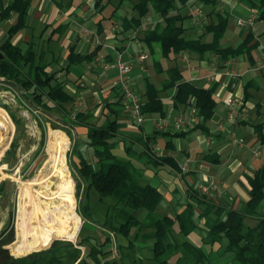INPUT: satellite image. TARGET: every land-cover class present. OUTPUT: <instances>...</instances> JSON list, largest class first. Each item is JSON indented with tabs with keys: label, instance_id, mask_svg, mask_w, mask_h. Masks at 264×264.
<instances>
[{
	"label": "trees",
	"instance_id": "1",
	"mask_svg": "<svg viewBox=\"0 0 264 264\" xmlns=\"http://www.w3.org/2000/svg\"><path fill=\"white\" fill-rule=\"evenodd\" d=\"M241 2L254 14V24L261 23L264 25V0H241ZM30 5L31 0H7V2L0 0V19H5L11 12L17 14L15 24L7 29V37L0 45V78L22 91L24 98L30 99L36 109L41 110L44 115L55 117L52 113L54 110H58L60 117H55V119L62 124L63 130L69 135L77 127L85 129L86 140L84 146L85 149L92 151V162H89L83 154L85 149L82 148L83 145L80 141L74 144L72 153L67 154L69 165L79 186L85 187V198L83 204L79 206V211L83 218L92 222V214L88 203L90 190H93L101 201L107 203L108 209L104 223L97 228L101 233H104V238H101L100 242L96 241V238L91 234L78 239L76 243L78 248H75L72 244H65L67 243L65 240L51 241L47 244L46 242H40V248L32 247L25 253L48 250L54 246L56 248L38 254L33 253L19 259L8 256L0 264H116L106 259L110 250H105L104 247L112 242L114 236L129 239L131 234H134L135 239L133 242H129L128 247L132 248L138 240H141L144 244L152 242L150 249L153 260L157 261L158 264H166L167 258L173 255L179 246L184 249L186 256L194 260L195 264H204L205 262L211 264V255L206 254L202 249L191 245L187 241H183L181 244L169 241L172 238L175 239V236L186 238L189 234L199 231L195 218L196 208L200 209L198 218L204 221L202 241L205 244L214 245L225 242L226 247L223 248L222 253L232 255L231 264H264V216L260 213L261 203L264 200V167L256 171L249 181L251 187L249 199L242 211L219 206L211 198L205 197L206 195L204 196L197 190L191 192L186 190L190 201L181 212L176 213L173 217L157 215L156 210L163 197L155 187L143 183L142 171L144 168L138 167L132 156L139 153L136 151V146H139L142 151L137 155L145 156L147 159L145 166L154 168L166 165L177 172L176 162L170 157L157 156L148 144V140H146L148 138L145 139L140 136L117 139L120 136L118 130L122 125L110 118L104 121L97 119L94 122L93 114L90 112L93 109L75 112L72 117L71 108L66 109L65 107L70 104L72 107L74 96L65 90V84L58 82L54 73L49 74L45 71L46 65L40 60L41 55L35 52L31 46L22 49L13 44L14 37L26 27ZM149 5L155 13L163 17V23L152 30L144 32L142 40L149 47L152 43H156L160 50L161 59H169L172 55L187 52L196 53L199 57L206 53H214L219 55L220 60L223 62L240 56L245 57L250 65L255 62L253 53L258 48L259 43L255 41L251 28L237 46L223 48L220 46V41L224 37L229 14L217 13V22L204 27L206 32L212 35L210 43H204L200 38H187L183 34L182 26L178 24L182 17L178 14L169 15L171 10H175V0H137L134 7L137 11V17L130 20L124 19L123 30L140 27L141 19L149 12ZM95 56L96 52L78 54L71 50L67 56L68 66L90 63L95 59ZM159 61L154 64L158 73L162 72ZM164 72L167 77L158 87L150 82H145L144 95L146 101L141 106L142 113L156 114L160 118H165L166 112L160 94L174 91L171 97L174 107L185 109L193 104L197 110L196 118L198 119L193 127L175 134V137L199 128L207 130L205 123L213 117L216 106L214 98L215 85L205 88L195 82L185 80L176 67L168 68ZM116 106H119L121 110L124 109L121 100L117 102ZM97 107H99V104ZM103 109H109L110 112L114 111L107 103L103 105ZM117 112L119 113L118 110H116ZM98 116H103L102 109ZM0 120L11 124L3 110L0 111ZM15 123L18 126L17 121ZM261 128V125L256 126L255 132L261 139V143H263L264 137ZM120 141L130 142L129 146H123L124 158H120L113 153ZM66 145V139L63 137L51 136L47 155L54 159V162L46 161L47 169L53 168L54 163L56 166L60 165L59 163L66 165ZM17 147L14 139L7 153L14 156ZM46 172H41L42 178L47 177ZM62 186L63 184L55 186L57 193L51 223L58 213L63 215L64 218L66 213L78 218L75 214L74 182L69 174L66 176L63 194L60 195ZM3 187L4 182L0 184V192ZM70 193L72 195H69ZM62 205H69L72 212L65 210ZM245 218L254 219L256 221L255 225L247 226L244 223ZM47 227L49 232L56 238H65L56 232L51 224ZM175 228H177L176 234L174 233ZM16 236L18 242V234ZM117 247L120 264H125L121 245L118 244ZM69 248L73 250L71 254L64 253V255L59 256L55 254L56 256H51L47 262L46 258L43 257L52 253L63 254L64 250ZM82 248L84 249L83 254ZM1 254H3L2 250H0ZM66 256L70 260L68 263L61 260ZM178 260L181 261L180 257ZM137 263L143 264V260L140 259ZM137 263L133 262L132 264Z\"/></svg>",
	"mask_w": 264,
	"mask_h": 264
},
{
	"label": "crops",
	"instance_id": "2",
	"mask_svg": "<svg viewBox=\"0 0 264 264\" xmlns=\"http://www.w3.org/2000/svg\"><path fill=\"white\" fill-rule=\"evenodd\" d=\"M175 3V10L169 15L181 14L182 19L178 24L182 26L184 35L187 38H200L204 43L212 41V35L206 32L204 27L217 22V13L229 14L231 10H238L244 18L254 15L241 0H227L225 4H219L218 0H175ZM204 4L207 8L209 7L208 10H203ZM135 6L136 0H31L26 27L14 37L13 44L22 49L31 46L41 55L40 60L46 65L45 71L49 74L54 73L57 81L63 82L65 90L74 96L73 107L71 105L65 107L66 109L71 108V114L93 109L90 112L95 122L99 119L98 114L102 109L103 116H100L102 121L110 118L125 127V132L120 133L118 137L148 138L146 140L157 156L170 157L176 162L177 172L166 165L151 168L142 164L145 167L142 171L143 183L155 187L163 197L156 210L157 215L173 217L181 212L190 201L186 190L188 192L198 191V185L207 181L214 182L218 187V192L204 195L205 197L211 198L219 206L242 211L249 199L251 189L249 181L256 171L264 167V152L257 157L253 154L255 148L262 142L255 132L256 126H262L264 137V110L262 114L260 108L261 102H264V67L258 65L263 59L261 55L264 51L262 43L264 42V25L256 23L251 28L255 41L259 45L262 44V51L253 53L255 62L252 65L243 56L230 58L223 62L219 55L214 53H206L199 57L196 53L184 52L172 55L169 59H161L158 45L152 43L149 47L142 40L144 32L163 23V17L155 13L150 5L148 14L141 19L140 27L123 30L124 19L130 20L137 17ZM192 10L200 14L192 17V23H185L191 16ZM16 20L17 14L14 12H11L5 19H0V23L4 22L0 27V45L7 37L8 27L5 25L11 26ZM237 27L240 28L238 39L235 36L232 38H235L233 39L235 42H241L250 28ZM244 29L246 32H243ZM229 42V36L226 38L224 33L220 41L221 47H235L240 43L227 46ZM71 50L78 54L96 52V56L90 63L68 66L67 56ZM118 52L125 61L134 63L130 79L132 88L142 104L146 101L145 82L158 87L167 77L164 70L176 67L185 80L195 82L205 88L214 84L216 87L214 95L216 96H222L227 92L228 99L233 95L235 98H232L235 101L242 103L243 110L234 109L235 122L231 123L226 119L228 109L225 103L223 106L218 105L215 100L213 117L205 123L207 130L199 128L177 137L175 134L189 130L194 123L185 130H177L174 123L170 122V125L161 131L157 129V122L161 118L156 114H144L143 122L136 125L129 120L124 109L121 110L119 106H116L121 100L116 87L117 70L114 66ZM140 54H145L146 59L137 61L136 58ZM163 60L167 64H162ZM156 61L160 62L162 68L160 73L155 69ZM214 65L221 72L225 69H234L239 73L238 79L233 82L234 87L231 88L230 80L221 74H218L213 81L205 79ZM147 75L149 78L145 79ZM0 82H4V79L0 78ZM173 94L174 91L160 94L166 112L165 118L170 120L171 117H179L181 114H187L184 118H190L188 111L190 106L185 109L175 108L171 98ZM105 103L110 104L114 111L103 109ZM98 104L99 107H97ZM75 109L77 110L74 111ZM116 110L119 113H116ZM54 112L60 116L58 110L53 111L52 114L55 116ZM196 121H198L197 118ZM220 122H224L227 126L225 130L218 128ZM129 123L134 127L129 126ZM74 131L78 140L82 138L86 140L84 128L77 127ZM161 136L169 139L163 141V145L157 143ZM186 136L189 137L188 143L180 145L178 138ZM236 136L241 138L237 139L242 141L241 146L233 144ZM136 147L137 151L141 150L139 146ZM113 153L120 158L125 157L121 142L118 143ZM83 154L89 162H92L90 149H85ZM165 200L167 203L177 205L175 213H163L165 208H169L163 207ZM195 212L199 226L197 232H201L204 236V221L198 218L200 209L196 208ZM260 213L264 216V200L261 203ZM244 223L251 227L256 221L245 218ZM197 232L189 234L188 241H186L202 249L206 254H210L211 257L214 251L221 250V253H217L220 262L231 264L232 255L222 253L223 248L226 247L225 242L214 245L205 244L202 241L203 236H199ZM174 233H177V228ZM141 247L144 248V246Z\"/></svg>",
	"mask_w": 264,
	"mask_h": 264
},
{
	"label": "rangeland",
	"instance_id": "3",
	"mask_svg": "<svg viewBox=\"0 0 264 264\" xmlns=\"http://www.w3.org/2000/svg\"><path fill=\"white\" fill-rule=\"evenodd\" d=\"M208 8L206 7L205 4L203 5V10H208ZM198 14L200 13L192 10L191 16H189V18L185 21V23L188 24L192 23V17H195ZM178 15H180L181 17V14ZM235 19H244V15L240 13L238 10H231L229 12L227 26L225 30L226 38H228L229 36L230 39V42L229 44H227V46L240 42L239 40H236L239 42H235V40H233L235 38L238 39V32L240 30V28H238L236 25ZM3 24L4 22H1L0 27L3 26ZM5 24H7V22ZM5 26H7L8 28L10 27L8 25ZM243 32H246V29H244ZM232 36H235V38H232ZM262 43L264 44V42ZM261 49H262V44L259 45L258 48H256L255 52L259 53ZM162 64H167V63L165 60H163ZM163 67H165V65H163ZM146 78H149L148 75L145 77V79ZM145 79H143V81ZM227 97H228L227 92H225L222 96L214 95L217 104L222 106L224 105ZM232 97L235 98L233 95ZM261 104L262 105L260 106V108L262 112L264 110V102H261ZM1 110H3L6 113L12 125L0 120V123L11 127L6 132V135H4L5 137L4 141L0 146V184L4 182V187L0 192V250L3 251V254L0 255V263L5 257L8 256H10V258L19 259V258H24L33 253L38 254L56 248L54 246L48 250L30 252L26 254L24 250L20 249L19 242H17L16 235H17V223H18V214L20 207V201H19L20 189L23 183L35 177L47 183L52 191V197H53L52 204L53 203L54 204L51 209V217L47 226L51 224L52 228L56 232L60 233L63 237H65V238H56V236H53L49 232L47 227L46 229H47V233L49 234V237L41 239V241L46 242L47 244L48 242L51 241L65 240L67 241V243L65 244H72V246L78 248V246L76 245L78 239L84 235L91 234L93 237L96 238L95 239L96 241L100 242L101 238H104V233H101L100 230H98L97 228H99L104 223L107 217L108 205L105 201H101L98 195L93 190H90L88 196V203H89V209L92 214V222L91 221L89 222V220H86L85 218L82 217L79 211V206H81L84 202L85 187L82 186L81 184H80L81 186H79L75 174L72 172L68 162L67 154L72 153V148L74 144L80 141L83 145L82 148L85 149L84 146L85 140L83 138H82L83 140L82 139L78 140L77 134L74 130L69 135L67 132L63 130L62 124L55 119V117L59 116L58 113L54 112L55 117L45 116L41 112V110L36 109V107L32 104L30 99L24 98L22 91H20L13 85L8 84V82L6 81L0 82V111ZM76 110L77 109H75L74 111ZM73 115L74 114H72V116ZM186 115L187 114L184 115L181 114L179 116L185 117ZM176 118L178 117L177 116L171 117L170 119L171 121L170 120L169 121L173 124ZM15 121H17L18 126L16 125ZM99 121H102L101 117H99ZM132 125L133 124L129 123V126ZM118 131L119 133H124L125 127L119 128ZM52 135H57L58 137H63L64 139H66L67 142L66 150H65L66 165H64L63 163H59L60 165L56 166V164L54 163L53 164L54 166H52L53 168L47 169L45 164L46 161L54 162V159L50 158L47 155L48 144ZM235 138L241 139L238 136H236ZM14 139L16 140V144L18 147L16 149L15 155L12 156L11 154L7 153V151L9 150L10 145ZM178 139L180 145H186L189 141V137L187 136L180 137ZM167 140L169 139L164 136H161L157 140V143L163 145V141L165 142ZM120 142H122L123 146L130 145L129 141H125V142L120 141ZM141 151L142 150H139L137 152L140 153ZM139 153H135V155L132 156V159L136 162L138 167L140 166L143 169L145 167H143L142 164H145L147 159L145 158V156H138L137 154ZM178 159H180V157H178ZM42 171H47L46 178H42L41 175ZM67 174H69V176L74 182V191L76 196L75 214L78 216V218L68 213H66V217L64 218L63 215H59L60 213H58L54 221H52L51 223L52 215L55 207V195L57 193L55 186L63 184L60 194L62 195L66 185ZM69 195H72V193H70ZM174 201L176 202V200ZM62 207L65 208V210H67L68 212H72L69 205H62ZM163 207H169V208H165V210L163 211V213L165 212L167 214H173L175 213L174 210L177 209V205H174V203H167L166 200L163 203ZM89 229H93V230H89ZM197 234L199 236H203L201 232H197ZM174 238L175 239L172 238L169 241L176 242L177 244H181V242L183 241L186 240L188 241L189 237L177 238V236H175ZM134 239H135L134 234H131L129 239H124L122 237H115V236L112 237V242L104 247L106 248L105 250L107 249L110 250V253L107 255L106 259H109L110 262H115L116 264H120L121 261L117 255L118 254L117 246L118 244H120L121 245L120 248L124 254L123 260L125 264H132L133 262L137 263L142 258H143V264H158L157 261L153 260V254L150 249L153 243L146 242L145 244H142L144 242L138 240L136 241L137 243L132 248L128 247L130 244L129 242H133ZM45 246L42 248L44 249ZM141 246H144V248ZM179 248L180 246L178 247V250L173 253V255L167 258L166 264H195L192 258L186 256L184 249L182 247L180 249ZM81 251L83 254L84 249L82 248ZM72 252L73 250L69 248L64 250L63 254L52 253L50 255L46 254L43 257L46 258L45 260L47 262L51 258V256H56L55 254L59 256V255H64V253L71 254ZM217 253H221V250H217V252L216 251L213 252L212 257H210L211 264H224L223 262H220L221 261L220 259H218ZM179 257L181 261L177 260ZM61 260H64L66 263L70 261L68 256L63 257ZM204 264L207 263L205 262Z\"/></svg>",
	"mask_w": 264,
	"mask_h": 264
},
{
	"label": "built area",
	"instance_id": "4",
	"mask_svg": "<svg viewBox=\"0 0 264 264\" xmlns=\"http://www.w3.org/2000/svg\"><path fill=\"white\" fill-rule=\"evenodd\" d=\"M218 1L219 4H225L227 2V0H218ZM254 21H255L254 15L244 19H235L236 25L241 28L244 27L252 28L254 25ZM146 57L147 56L145 54H140L136 58V60L143 61L144 59H146ZM261 57L263 59L261 60V62H259L258 65L260 67H264V51H262ZM133 65H134L133 61L132 62L125 61L121 53L118 52L117 57L114 61V66L117 70L116 87L121 96V101H122L121 103L124 107L125 112L128 114V117L134 124L140 125L144 120V114L141 111L142 102L140 101L139 96L135 93V91L132 88L130 74L133 70ZM218 74L224 75L230 80L231 88L234 87L233 82L237 80L239 77V73L234 69H225L223 72H221L219 68L216 65H214L212 66L210 73L205 77V79L207 81H213L215 80ZM225 106L228 109V114L226 116V119L231 123L235 122V114L233 111L235 108L236 109L238 108L239 110H243L242 109L243 107H241L242 103L235 101L232 97H229L225 102ZM242 113L243 115H245L244 111ZM196 115H197V110L192 104L189 110L190 118H184L183 116H179L174 122V127L177 130H185L189 128L190 126L193 125V123L195 124ZM169 125H170V121L167 118H161L157 123V129L163 131ZM226 127L227 126L224 125V122H220L218 124V128L220 130H225ZM233 144L237 146H241L242 141L234 139ZM261 152H264V142L260 143L257 146V148L253 151V154L255 157H257L261 154ZM198 191L203 195H209L212 192L213 193L218 192V187L214 182L207 181L198 185Z\"/></svg>",
	"mask_w": 264,
	"mask_h": 264
},
{
	"label": "bare ground",
	"instance_id": "5",
	"mask_svg": "<svg viewBox=\"0 0 264 264\" xmlns=\"http://www.w3.org/2000/svg\"><path fill=\"white\" fill-rule=\"evenodd\" d=\"M9 128L11 127L0 123V146ZM19 201L17 234L19 235L20 249L25 252L32 247L40 248L41 239L49 237L46 228L54 204H52L53 197L50 186L35 177L23 183Z\"/></svg>",
	"mask_w": 264,
	"mask_h": 264
}]
</instances>
